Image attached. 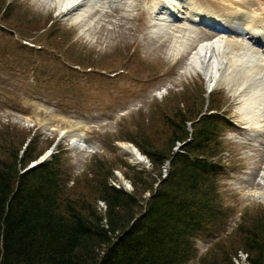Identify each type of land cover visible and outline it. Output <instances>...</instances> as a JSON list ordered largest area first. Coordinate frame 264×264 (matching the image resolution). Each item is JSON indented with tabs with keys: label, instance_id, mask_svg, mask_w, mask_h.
<instances>
[{
	"label": "rangeland",
	"instance_id": "rangeland-1",
	"mask_svg": "<svg viewBox=\"0 0 264 264\" xmlns=\"http://www.w3.org/2000/svg\"><path fill=\"white\" fill-rule=\"evenodd\" d=\"M6 2L7 0H0V5ZM219 2L220 5L225 4L222 0ZM18 3L20 4L13 5L12 13L6 16L7 20L0 17V94L10 96L21 106L20 111L15 110V107L12 110L9 109L11 106L7 101H0V158H7L10 154L24 149L32 140L34 155L47 152L57 140L60 131L77 133L82 129L86 133L89 149L71 147L68 138H65L58 147V156L64 161V182L67 184L65 193L81 202H93L97 192L96 184L102 173V177H109L113 185L122 186L128 192H137L140 197L146 199L150 195V191L147 192L146 189L155 179L149 177V173H142L149 170L148 164L146 162L143 166L132 164L129 158L121 155L116 144L118 141L130 143L141 150L143 147L154 152L166 150L171 145L170 139L173 136L170 130L174 127L176 119L182 118L177 117V114L187 112L190 115H197L202 110L205 105L203 76L199 73L188 75L186 74L188 70L182 73L191 52L188 51L184 57L173 61L169 54L171 38L149 44L145 38L146 26L112 18L110 15L105 16L104 12L94 8L86 21L81 22L88 26L85 31L80 33L73 25L67 24L65 26L68 27L60 35L61 40L56 42L50 39L45 42L46 46L54 47L56 50L54 54L67 62L68 68L70 64L73 67L84 65L94 70L113 72L126 70L135 74L134 77L144 79V82L136 86L131 83L130 75L123 74L116 78L105 77L102 88L97 92H92L88 85L89 91L85 90L86 93L83 88L77 86L73 87L74 90L62 92L69 100L84 101L87 98L89 104L94 106L95 109L81 114L78 109L65 107L59 98H52L50 93L55 94L58 90L47 86L41 74L37 73L39 70L42 71V68L39 64L33 66L31 61L34 58L41 61L39 54L19 50L15 45L16 35L14 37L8 28L10 26L18 32L19 29L30 31L33 28H45L47 22L57 21L54 18L57 16V10L52 9L44 0H18ZM21 7L23 11L20 10ZM27 10L31 12V18H35L32 22L29 20L30 15L26 13ZM3 21L5 24H2ZM44 28L38 33L28 32L33 38L27 40L44 43L45 37L52 33L54 27H50L51 30L46 32ZM136 48L142 52L145 59L151 61L152 67L147 73L138 70L133 59H129ZM17 52H24L27 55L26 59L31 63L22 66V57ZM158 60L162 61L154 63ZM44 62H40L43 67L46 65ZM164 74L167 77L174 74L175 76L171 77V82L165 86L167 89L161 91L160 98L155 96L157 93H154L155 88H150L152 93L149 98H138V94H144L143 97L150 95V92L145 94L148 91L143 92L144 89L151 86L153 81L154 83L158 81ZM194 81L186 93L179 96L180 92ZM37 91L45 92L46 94L40 96L52 100L53 104L58 101L59 104L52 108L49 107L52 103L46 104L35 100L32 93ZM167 95L168 97L162 100ZM224 99L225 95L217 97L220 104ZM37 102L45 105H38ZM230 102L229 109L232 111L228 118L240 121L235 99L232 100L231 97ZM232 137L231 132L225 136L230 143L228 147H231V154L224 153L222 162L236 167L229 168V175L221 182V196L225 207L235 213L231 224H237L246 213L257 216V211H264V183L255 185L248 182L247 178L252 176L250 172L253 171L254 175L259 176L262 168L255 165L244 166L248 159H243L238 144ZM260 159L262 166L264 156ZM97 207L99 211H106L103 203H98ZM250 222V219L248 222L245 220L247 224ZM232 243L237 245L238 238L233 237L223 242L221 246L229 247ZM211 246L199 241V255L192 259L190 264H204L202 262L204 258L210 259V256L201 257ZM212 256L211 260L217 261L218 257ZM241 258L239 263L247 264L245 254Z\"/></svg>",
	"mask_w": 264,
	"mask_h": 264
},
{
	"label": "trees",
	"instance_id": "trees-1",
	"mask_svg": "<svg viewBox=\"0 0 264 264\" xmlns=\"http://www.w3.org/2000/svg\"><path fill=\"white\" fill-rule=\"evenodd\" d=\"M180 116L169 148L144 151L161 180L157 189L156 181L147 187L149 199L111 185L101 173L93 202H81L65 193L57 157L28 171L39 157L31 145L0 158V264H190L198 235L226 226L227 213L212 161L220 148L216 140L211 146L215 127L199 124L194 140L176 152L177 143L189 138L185 125L191 115ZM168 161L170 172L162 179ZM101 202L106 211L98 210ZM257 224L256 233L244 228L237 245L211 251L202 262L236 264L244 251L249 264H264V221Z\"/></svg>",
	"mask_w": 264,
	"mask_h": 264
},
{
	"label": "bare ground",
	"instance_id": "bare-ground-1",
	"mask_svg": "<svg viewBox=\"0 0 264 264\" xmlns=\"http://www.w3.org/2000/svg\"><path fill=\"white\" fill-rule=\"evenodd\" d=\"M52 8L57 7L60 13L68 16L77 12V19L84 20L92 11L95 0H44ZM193 8V7H192ZM150 9L154 12L161 9L164 15H168L167 7L164 5H152ZM197 10L196 8H193ZM260 17L264 19V5ZM234 17L230 18L233 21ZM168 21L160 19L158 24L153 25V30L164 32ZM176 32L175 27L171 29ZM246 31L257 39L264 40V23L256 27L247 24ZM174 44L171 46V54L175 58L183 55L185 51L192 50L193 55L189 64V70L206 77L210 87L226 85L235 98L239 101V111L242 119L248 125L261 124L264 119V51L246 45L244 40L216 39L213 41L198 40L197 35L190 29H182L176 32ZM168 38L166 35H163ZM197 46V49L193 48ZM192 71V70H191ZM61 135L72 136L67 131H61ZM75 144L83 143L72 136ZM121 151L126 153L134 164L143 165L146 161L135 146L120 144ZM84 145H81V148Z\"/></svg>",
	"mask_w": 264,
	"mask_h": 264
},
{
	"label": "snow or ice",
	"instance_id": "snow-or-ice-1",
	"mask_svg": "<svg viewBox=\"0 0 264 264\" xmlns=\"http://www.w3.org/2000/svg\"><path fill=\"white\" fill-rule=\"evenodd\" d=\"M200 0H192V7L196 8L199 6Z\"/></svg>",
	"mask_w": 264,
	"mask_h": 264
}]
</instances>
